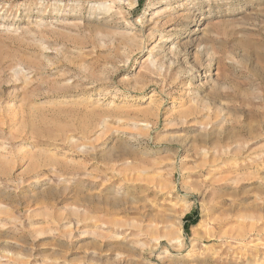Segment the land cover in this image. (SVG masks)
Wrapping results in <instances>:
<instances>
[{
    "label": "rangeland",
    "instance_id": "374dc122",
    "mask_svg": "<svg viewBox=\"0 0 264 264\" xmlns=\"http://www.w3.org/2000/svg\"><path fill=\"white\" fill-rule=\"evenodd\" d=\"M0 223V264H264V0H0Z\"/></svg>",
    "mask_w": 264,
    "mask_h": 264
},
{
    "label": "bare ground",
    "instance_id": "6f19581e",
    "mask_svg": "<svg viewBox=\"0 0 264 264\" xmlns=\"http://www.w3.org/2000/svg\"><path fill=\"white\" fill-rule=\"evenodd\" d=\"M211 67V66H210ZM192 78L193 77H190V78H188L187 79V83H186V86H187V89L188 90H191V86H190V84H191V81H192ZM141 126L142 127H144L146 130L148 129V128H150L149 127V125L148 124H145V123H143V124H141ZM148 131V130H147ZM64 142H66V143H70L71 141H70V139H65V141ZM80 149V151H82V149H81V147H77V149ZM29 156V155H28ZM30 158H33V157H31V156H29ZM32 160V159H31ZM130 181H131V179H130ZM133 183H134V185L136 184V182H134L133 181ZM91 220H93L92 218H90ZM95 219V218H94ZM14 222V221H13ZM1 224V223H0ZM112 224V223H111ZM110 224V225H111ZM103 225L104 226H106L107 224H105V223H103ZM108 226V225H107ZM106 226V227H107ZM114 226V225H113ZM112 226V227H113ZM1 228V227H0ZM115 229V228H114ZM98 232V231H97ZM70 234V233H69ZM100 234V233H99ZM106 234V233H105ZM110 234V236L111 237H116L115 235H113V234H111V233H107L106 235H109ZM72 237V235H70V238ZM100 237V236H99ZM68 238V237H67ZM104 238V237H103ZM119 239V238H118ZM170 241H172V243H174V244H180L181 243V239L179 238V237H174V236H172V239L170 240ZM260 243V242H259ZM2 260H4V259H2Z\"/></svg>",
    "mask_w": 264,
    "mask_h": 264
}]
</instances>
